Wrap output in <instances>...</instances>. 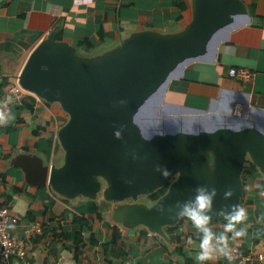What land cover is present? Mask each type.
Wrapping results in <instances>:
<instances>
[{
    "label": "crops",
    "instance_id": "0c3cea01",
    "mask_svg": "<svg viewBox=\"0 0 264 264\" xmlns=\"http://www.w3.org/2000/svg\"><path fill=\"white\" fill-rule=\"evenodd\" d=\"M210 12L219 18L216 28L136 108L134 132L146 145L163 137L198 142L200 157L216 175L226 162L227 134L253 129L264 138V0H0V63L14 85L38 49H66L79 66L105 71L143 40L190 37ZM231 67L254 75L236 80L228 74ZM147 106L150 112L143 111ZM70 118L61 97L0 90V204L18 215L13 233L26 245L24 257L0 264H264L258 257L264 255L262 153L241 146L245 161L258 167L260 190L252 187L243 202L246 219L237 228H245L244 234L233 239L228 233L231 259L216 253L201 262L200 233L190 220L147 222L146 213L160 201L151 200L150 192L120 193L107 173L79 185L64 178L73 158L62 138ZM151 120L155 133L145 139L143 128ZM209 147L214 152L207 157L215 159L210 163ZM76 216L87 224L74 226ZM222 219L210 222L215 232L223 231ZM36 223L53 228L54 237L28 233Z\"/></svg>",
    "mask_w": 264,
    "mask_h": 264
},
{
    "label": "water",
    "instance_id": "95a60500",
    "mask_svg": "<svg viewBox=\"0 0 264 264\" xmlns=\"http://www.w3.org/2000/svg\"><path fill=\"white\" fill-rule=\"evenodd\" d=\"M209 14L190 37L178 41L143 40L105 71L79 66L66 49H38L31 54L19 75L20 84L37 95L63 98L71 114L62 136L73 156L65 179L79 185L95 173H107L118 192L145 193L181 171L156 209L146 213L151 224L175 219L176 202L189 199L198 185L217 189L212 217H223L215 209L230 211L232 205H239L245 163L241 146L250 144L264 158V138L259 132L250 129L224 137L222 153L226 162L217 170L216 186L208 182L209 169L200 157L198 142L163 137L142 148L134 132L136 108L151 99L171 70L198 52L216 28L219 18L216 13ZM157 165L167 167L170 174L161 175ZM229 188L233 195L225 198Z\"/></svg>",
    "mask_w": 264,
    "mask_h": 264
},
{
    "label": "clouds",
    "instance_id": "9594fccd",
    "mask_svg": "<svg viewBox=\"0 0 264 264\" xmlns=\"http://www.w3.org/2000/svg\"><path fill=\"white\" fill-rule=\"evenodd\" d=\"M117 136L120 132L117 131ZM151 139V137H145ZM157 171L163 176H168L170 170L167 167L157 165ZM217 195V189L208 185H198L194 194L187 200L176 202V214L179 217H184L190 220L198 233H200L199 251L196 255L198 261L204 262L214 257V254L220 253L231 259V252L228 246L229 236L234 239L244 234L245 228H237V224L246 219V210L242 206L232 205L230 211L225 208H220L215 211L223 216L227 221L223 225V231L215 232L210 225V217L213 212V201ZM233 195L232 189H227L224 192V197L229 198ZM164 206H161V211H164ZM191 242V241H190Z\"/></svg>",
    "mask_w": 264,
    "mask_h": 264
},
{
    "label": "built area",
    "instance_id": "2783aa9c",
    "mask_svg": "<svg viewBox=\"0 0 264 264\" xmlns=\"http://www.w3.org/2000/svg\"><path fill=\"white\" fill-rule=\"evenodd\" d=\"M228 74L236 80L248 81L253 77L254 71L245 67H231ZM11 91L18 96H22L25 92H32L24 88L19 81L11 87ZM18 221V215L12 212L8 206H0V259L7 260L13 255L24 257L26 254L25 241L18 239L13 233V226ZM31 230L40 233L42 228L39 223H36L28 230V233H31ZM258 257L263 258L264 255ZM252 259V256H246V260Z\"/></svg>",
    "mask_w": 264,
    "mask_h": 264
},
{
    "label": "trees",
    "instance_id": "16d2710c",
    "mask_svg": "<svg viewBox=\"0 0 264 264\" xmlns=\"http://www.w3.org/2000/svg\"><path fill=\"white\" fill-rule=\"evenodd\" d=\"M254 4V3H253ZM251 5V8L254 7V5ZM88 43V42H87ZM4 66H2V64L0 63V90L2 92V94L6 95V93L10 90L11 86L14 85L11 77L9 75L5 76V70L3 68ZM9 72L10 73H14L15 69L14 67L9 68ZM4 75V76H2ZM259 176V171H258V167L257 165L253 162V161H245L244 166H243V172L241 174V194H240V201H239V206H243V202L246 199L247 194L249 193V191H251L252 187H254V190H260V185H258L255 181L257 179V177ZM263 183V182H261ZM171 184H169L168 182H166L165 184H163L162 186L158 187L157 189L153 190L150 192V197L152 200H159L161 199L164 195L167 194V192L170 189ZM0 206H7L4 204H0ZM76 216L73 220V224L74 226H82L83 224H87V219L86 218H82V217H78ZM77 218V219H76ZM184 218V217H183ZM183 218L181 219V221L183 220ZM222 217H210V222L214 223L219 221L218 219H220ZM225 221V219H222V222ZM177 226V225H175ZM173 226H168V230H172L175 227ZM52 232V233H51ZM51 233V234H50ZM54 229L50 228V227H45L43 228L42 232L38 235L41 237H43V235L45 234H49L50 236L52 234H54ZM55 235V234H54ZM54 235H52L54 237ZM172 239L179 241L180 238L179 236H174Z\"/></svg>",
    "mask_w": 264,
    "mask_h": 264
},
{
    "label": "rangeland",
    "instance_id": "374dc122",
    "mask_svg": "<svg viewBox=\"0 0 264 264\" xmlns=\"http://www.w3.org/2000/svg\"><path fill=\"white\" fill-rule=\"evenodd\" d=\"M155 100V99H154ZM153 102V100L150 102V103H148V105L149 104H151ZM145 110H147L148 112H150L151 111V109H150V106H147L146 108H144V112H145ZM132 120H133V118H131ZM154 120H151L150 122L148 121V124H146V125H144V128H143V131H145L144 132V134H143V136L145 135V136H150V135H153L155 132H154V126H153V124H154ZM194 125H191L190 127H193ZM144 136V137H145ZM147 143H145L143 140H142V148L143 147H145V146H147L146 145ZM140 145V144H139ZM140 145V146H141ZM214 152V148H212V147H209L208 149H207V153H205L206 154V158H207V161L210 163V162H213L215 159H214V157H213V155H210L209 157H207V155L208 154H212ZM200 153V155H202V153L201 152H199ZM243 172V171H242ZM180 173H181V171H178V172H175V173H173V175L170 177V179L168 180V183L169 184H171L170 186H172L177 180H178V178H179V176H180ZM216 176L217 175H213V174H211V172L210 173H208V182H209V184L211 185V186H216V184H215V182L217 181V179H216ZM148 197H150V195L148 196ZM151 198V197H150ZM152 200V199H151ZM150 201V200H149Z\"/></svg>",
    "mask_w": 264,
    "mask_h": 264
}]
</instances>
